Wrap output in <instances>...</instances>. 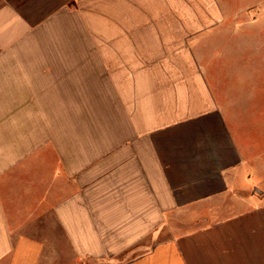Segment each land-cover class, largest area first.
I'll return each instance as SVG.
<instances>
[{
    "label": "crops",
    "instance_id": "crops-1",
    "mask_svg": "<svg viewBox=\"0 0 264 264\" xmlns=\"http://www.w3.org/2000/svg\"><path fill=\"white\" fill-rule=\"evenodd\" d=\"M256 8L0 0V264H264Z\"/></svg>",
    "mask_w": 264,
    "mask_h": 264
},
{
    "label": "rangeland",
    "instance_id": "rangeland-1",
    "mask_svg": "<svg viewBox=\"0 0 264 264\" xmlns=\"http://www.w3.org/2000/svg\"><path fill=\"white\" fill-rule=\"evenodd\" d=\"M232 5L244 7L254 3L257 4L256 12L251 11L254 15H258L259 19L264 21V0H227ZM250 14V13H249ZM261 23V22H260ZM261 24H264L262 22ZM264 29V25H261ZM263 45L260 46L259 41L257 45L247 46L234 41L230 47H220L219 49H228L236 51L229 53L227 58L215 59L218 66H230L232 69L228 74L222 73L220 80L225 82L230 89L231 96H241L252 101V108L254 114L264 113V61L261 56L264 54V34L262 37ZM243 50V53L239 52ZM224 85V84H223ZM228 89V90H229ZM258 111V112H257ZM257 112V113H256Z\"/></svg>",
    "mask_w": 264,
    "mask_h": 264
}]
</instances>
